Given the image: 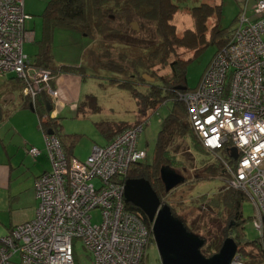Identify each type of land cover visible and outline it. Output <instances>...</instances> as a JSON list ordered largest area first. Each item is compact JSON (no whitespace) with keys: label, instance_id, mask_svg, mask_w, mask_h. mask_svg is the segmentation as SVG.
<instances>
[{"label":"built area","instance_id":"2783aa9c","mask_svg":"<svg viewBox=\"0 0 264 264\" xmlns=\"http://www.w3.org/2000/svg\"><path fill=\"white\" fill-rule=\"evenodd\" d=\"M245 7L196 87L178 99L200 144L219 162L220 178L250 201L251 225L264 251V0ZM27 18L24 0H0V78H18L33 107L40 94L56 103L61 93L51 86L53 71L32 66L23 53L32 37ZM142 128H124L94 145L83 161L67 158L57 136L44 131L51 169L35 180L33 218L0 237V264H75V239L89 264H145L151 227L126 207L123 195L129 168L146 156L137 145ZM28 153L39 151L30 147ZM232 264H243L238 254Z\"/></svg>","mask_w":264,"mask_h":264},{"label":"trees","instance_id":"16d2710c","mask_svg":"<svg viewBox=\"0 0 264 264\" xmlns=\"http://www.w3.org/2000/svg\"><path fill=\"white\" fill-rule=\"evenodd\" d=\"M210 1L200 2L198 5L191 7H182L191 16L193 28L185 29L181 35H177L176 26L172 23L181 3H176L173 0H49L41 15L45 26L44 36L47 35L48 30L56 26L78 30L90 38L89 43L93 40L94 35H98L100 39L96 49L92 51L91 48H87L92 52L89 59L90 65L95 69L112 68L130 78H138L140 80L138 84L145 86L147 89L144 100L146 106L142 109L144 112L147 106L150 109H155L160 103L172 99L175 106L183 113L179 116L170 113L164 119L163 125L157 134L151 161H138L132 164L127 174V177H142L148 180L162 202H166L163 197L171 193L172 190L169 192L164 191L159 178L160 167L168 165L180 173H182V170L179 169H183V162L178 157L180 153L178 154L176 149L172 148L173 141L178 138L184 140L185 135L190 134L202 147L189 125L185 105L178 99L180 89L177 88L180 86L184 87V90L189 89L185 76V54L182 50H194L195 53L199 51V47L205 43L208 21H213L210 29L211 38H217L222 34L223 30L218 25L222 12V0ZM132 20L139 22V30L133 29ZM112 23L116 25L113 26ZM149 25H153V31H149L151 29L148 27ZM104 37L109 38L110 41L105 42ZM226 41L227 38L218 42V50L226 44ZM180 49L182 50L179 52ZM46 50L47 46L46 48L41 47V53L39 52L36 55L33 65L38 68L46 67L54 71L52 69L53 63L48 64L45 62L48 58ZM157 65H159V68L168 67V75L158 76L154 73L153 68ZM69 70L70 68H67V71ZM75 71H78L77 73L82 76L83 66L75 69ZM141 73L156 78L158 84H147L141 78ZM9 79L19 90L22 88L21 81L14 75H11ZM112 81L121 87L132 88L131 83L125 80ZM133 94H135V89ZM86 97L88 106L95 105L93 97ZM26 100L29 102L28 99ZM48 101L49 99L45 94H40L36 98L33 109L38 115L39 127L43 132L48 129L53 130V134L57 136L61 148L68 158V156H72V148L76 137L62 133L61 124L57 122L58 117H51L47 111L46 103ZM28 102L25 101V104ZM77 110H82V108L78 106ZM133 124L106 122L97 126L101 125L100 131L110 141L121 130ZM202 168L206 172L211 171L213 176H221L220 165L217 160L216 163L207 164ZM201 200L205 205L203 209L207 208L204 212L207 210L215 212L214 216L207 214L209 219H204L201 230L186 224L184 216H179L172 207L170 208L172 214L182 221L188 231L204 239V245L200 248L204 256H210L217 252L223 240L231 236L237 244L236 253L246 258V261L251 260L253 262L256 259L255 256L264 259V251H262L258 238L248 239L244 234V226L250 217L246 218L242 214V207L246 201L243 193L225 185L222 190L212 196L202 195ZM126 207L137 214L148 227H151L150 222L141 210L129 203L126 204ZM245 246H250L256 252V255L246 252Z\"/></svg>","mask_w":264,"mask_h":264},{"label":"rangeland","instance_id":"374dc122","mask_svg":"<svg viewBox=\"0 0 264 264\" xmlns=\"http://www.w3.org/2000/svg\"><path fill=\"white\" fill-rule=\"evenodd\" d=\"M24 1L26 9L30 1L33 3L36 2V0ZM48 1L46 0L43 6L42 4L34 5L33 11L30 12L31 14H27L28 18L25 20V28L32 33V37L23 42L22 48L23 53L30 63L35 61L36 55L39 52L41 53V47L46 48L47 46L48 58L45 60L46 63L52 64L58 61L68 64L82 62L83 64L84 71L81 76L82 94L79 104L82 110H76V107H74V109H71V112L66 111L64 114L58 116L57 120L61 124L63 134L69 136L74 135L76 137L72 148V156L68 157H74L83 161L90 154L94 145H102L105 143V136L100 131L101 125L99 127L97 126L99 124L106 122L115 124L121 122L128 124L142 123L143 128L137 134V145L146 151V156L142 161L150 162L153 156L157 134L163 125L164 119L170 113H175L178 116L183 115V113L175 106L172 99H167L165 102L160 103L155 109H150L147 106L144 112L142 109L146 106L144 100L147 89L145 86L138 84L140 81L138 78H130L112 68H93L89 63L92 52L87 48H91L92 51L96 49L100 39L98 35H94L93 40L89 43L90 38L78 30L56 26L48 30L46 32L47 35L44 36L45 26L43 25L41 15ZM204 1L211 2L210 0L181 1V4H179L180 8L172 20V23L176 26L177 35H181L185 29L193 28L191 16L182 7H191ZM248 2L249 0H245L242 5V7L245 5L247 10L250 8L247 6ZM221 5L222 12L218 25L223 30L222 34L217 38H211L210 29L213 21H208V30L205 32V43L199 47V51L195 53L196 51L194 50H179V52L182 50L185 54V76L189 89L196 87L198 84L202 73L218 50V42L228 38L230 32L238 23L240 9L242 7L240 8L237 1L222 0ZM25 13H28V11L26 10ZM131 22L136 23V25L132 26L133 29L139 30V22L136 20H132ZM112 25L114 26L116 24L112 23ZM148 27L151 28L149 31H153V25H149ZM103 39L105 42L110 41L107 37ZM153 72L158 76H167L169 68H159V65H157L153 68ZM144 75L148 74L141 73V78L144 79ZM112 80H125L131 83L133 89L121 87ZM145 82L147 84H158L156 78L153 81L145 80ZM134 89L135 94H133ZM182 91L184 89H180L179 92ZM86 96L93 97L95 105L88 106ZM62 98L63 96L61 94V98L57 102ZM51 116L53 115L51 114ZM184 140L180 138L174 140L172 148L176 149L178 154L180 153L178 157L183 162V169L180 168L179 170H182L185 181L176 186L171 193L163 198L166 201L164 203L172 207L179 216H184L186 224L201 230V227L204 225V219H209L207 214L211 216L215 215V212L212 210L204 212L207 208L203 209L205 205L201 200L202 195L212 196L219 190H222L225 183L219 176H213L211 171L208 170L206 172L202 168L207 164L216 163L215 157L200 147L190 134H186ZM242 214L246 218L253 215V207L249 200L244 202ZM95 220H97V217L94 218ZM244 234L248 239L256 237L257 233L252 228L250 219L244 226ZM73 245L75 264H89V255L84 250L81 240L75 239ZM245 251L256 255V252L250 246H245ZM255 257L256 259L253 262L251 260L246 261L247 259L239 254L238 260L243 262V264H250L251 262L252 264H264V259L259 256ZM145 264H161L153 237L146 248Z\"/></svg>","mask_w":264,"mask_h":264},{"label":"crops","instance_id":"0c3cea01","mask_svg":"<svg viewBox=\"0 0 264 264\" xmlns=\"http://www.w3.org/2000/svg\"><path fill=\"white\" fill-rule=\"evenodd\" d=\"M173 1L181 3L183 0ZM235 1L240 8L245 2ZM254 1L249 0L247 6L251 7ZM45 2L46 0H36L35 3L30 1L26 9L24 1V11L31 14L34 5L43 6ZM57 62L53 63L54 78L51 86L60 89L63 98L51 104V117L71 112L74 107L77 110L82 94V79L78 71H75L83 65L82 62ZM33 64L31 63L32 66ZM67 68L70 70L67 71ZM9 78L11 75L0 78V237L8 234L15 225L33 218L37 205L35 180L41 173L51 169L38 115L34 109L30 110L33 106ZM25 101L28 103L25 104ZM107 142L105 137V143ZM30 147H35L39 153L29 154Z\"/></svg>","mask_w":264,"mask_h":264},{"label":"water","instance_id":"95a60500","mask_svg":"<svg viewBox=\"0 0 264 264\" xmlns=\"http://www.w3.org/2000/svg\"><path fill=\"white\" fill-rule=\"evenodd\" d=\"M133 23L132 26L136 25ZM144 79L154 80L148 75H144ZM177 89L185 88L179 86ZM46 104L49 112L51 104L49 101ZM30 110L33 111V108L30 107ZM47 132L52 134L53 130L48 129ZM231 151V156L235 158V149ZM159 178L165 192L185 181L182 173L168 165L160 167ZM123 195L124 201L141 210L150 222L161 264H232L237 251L235 240L231 236L226 237L217 252L204 256L200 251L204 239L186 229L182 221L172 214L170 206L159 199L148 180L127 177Z\"/></svg>","mask_w":264,"mask_h":264},{"label":"clouds","instance_id":"9594fccd","mask_svg":"<svg viewBox=\"0 0 264 264\" xmlns=\"http://www.w3.org/2000/svg\"><path fill=\"white\" fill-rule=\"evenodd\" d=\"M52 107V106H51ZM50 112V111H49ZM134 125V124H133ZM237 254V253H236Z\"/></svg>","mask_w":264,"mask_h":264}]
</instances>
